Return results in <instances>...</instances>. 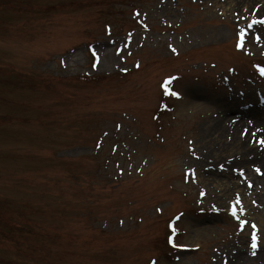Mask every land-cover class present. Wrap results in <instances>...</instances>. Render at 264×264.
Instances as JSON below:
<instances>
[{
	"label": "rangeland",
	"instance_id": "obj_1",
	"mask_svg": "<svg viewBox=\"0 0 264 264\" xmlns=\"http://www.w3.org/2000/svg\"><path fill=\"white\" fill-rule=\"evenodd\" d=\"M259 1L0 0V264H264Z\"/></svg>",
	"mask_w": 264,
	"mask_h": 264
},
{
	"label": "bare ground",
	"instance_id": "obj_2",
	"mask_svg": "<svg viewBox=\"0 0 264 264\" xmlns=\"http://www.w3.org/2000/svg\"><path fill=\"white\" fill-rule=\"evenodd\" d=\"M239 1H240V3L245 2L246 4L247 3L249 4V2H255L256 0H238V2ZM261 1L264 2V0H260L259 2H261ZM261 8H262L261 11H263L264 10V4L261 6ZM220 107L223 109L229 110L230 112L232 109V108L228 107L227 105L226 106H220ZM241 113H243V112H241ZM249 114H259V113L256 111H251V112L249 111ZM261 114L264 116V109H262ZM244 116L246 117L247 115H244ZM248 117L253 122H256L260 127L261 126L264 127V124H262V122H260V116L259 115L248 116ZM243 120H244V118H242V120H239L238 122H236L234 124L231 122H226V120H223V121L213 120L214 122H212V126H215V129H217L216 133H221V134H217V135L220 136V138L222 135L221 139L217 138V140L222 144L221 145L220 143L217 142L218 147H219L218 151H220L222 149V151L225 150V151L234 152V155L230 156L231 157L230 160H227V159L225 160L228 163L226 162L227 165L225 163L223 165V168H224V166L229 167V164H231L234 161H242V163H244L243 164L244 166H248V163L253 161V160H255L259 164H260V162L264 163V145L256 146V147H250L248 142H246L245 139H241V137L239 135H237V133H236L237 129H239V127L244 124ZM227 134L230 136L229 141H232L231 143H228V142L223 143V139L226 140L225 137L227 136ZM232 136H233V138H232ZM263 136H264V130H263ZM213 141H216V140L213 138ZM234 150H236V151H234ZM217 153L219 154L220 152H217ZM251 167H253V170L256 171L255 175H258L260 173V171H261L260 168H256L255 166H251ZM263 168H264V164H263ZM245 170L249 171L248 172L249 176H252V174H251L252 172L250 171L249 168L245 167ZM212 175L213 176H215V175L216 176H223L224 175L225 177L228 176L222 168H221V172L218 170L215 173H212ZM232 176H234V174ZM225 177H223V178H225ZM228 178H229V176H228ZM227 255H228V264H257V262L255 261V256H252L249 252H247L246 249L243 250V252H242L240 248H236L233 253L227 252Z\"/></svg>",
	"mask_w": 264,
	"mask_h": 264
}]
</instances>
